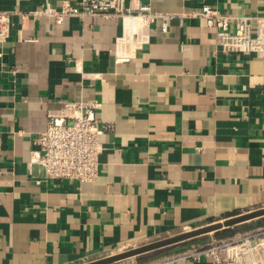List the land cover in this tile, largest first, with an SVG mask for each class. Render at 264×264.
Masks as SVG:
<instances>
[{
  "label": "crops",
  "instance_id": "1",
  "mask_svg": "<svg viewBox=\"0 0 264 264\" xmlns=\"http://www.w3.org/2000/svg\"><path fill=\"white\" fill-rule=\"evenodd\" d=\"M64 1L79 2L0 10ZM127 3L171 16L126 61L114 59L117 18L16 16L0 43V264H83L264 207V56L219 52L213 28L185 14H264V0ZM61 100L98 103L92 181L44 180L29 163Z\"/></svg>",
  "mask_w": 264,
  "mask_h": 264
},
{
  "label": "built area",
  "instance_id": "2",
  "mask_svg": "<svg viewBox=\"0 0 264 264\" xmlns=\"http://www.w3.org/2000/svg\"><path fill=\"white\" fill-rule=\"evenodd\" d=\"M185 14L200 18L213 28L219 52L264 56V14L223 13L207 3ZM16 16H46L57 24L73 16L117 18L121 33L115 41L114 59L126 61L146 46L150 24L156 19L162 22L161 30L167 31L171 14L153 12L148 5L134 7L127 0H79L75 4L64 1L59 7L44 3L29 11L0 10V43L9 38ZM60 103V107L47 112L45 129L34 136L29 163L40 166L44 180L92 181L98 173V156L102 150L99 136L106 128L95 116L98 103L92 100H61ZM124 259L117 264H185L200 263L204 259L207 264H264V225L205 244L182 247L145 262H121Z\"/></svg>",
  "mask_w": 264,
  "mask_h": 264
},
{
  "label": "water",
  "instance_id": "3",
  "mask_svg": "<svg viewBox=\"0 0 264 264\" xmlns=\"http://www.w3.org/2000/svg\"><path fill=\"white\" fill-rule=\"evenodd\" d=\"M261 216H264V207H260L234 216H230L218 222H213L210 224H206L204 226L193 228L191 230H187L167 238L155 240L137 247H132L124 251L117 252L115 254H111L108 256H104L83 264H110L124 258L137 256L149 251H153L173 244H177L185 240H189L207 233H212L223 228L232 227L234 225Z\"/></svg>",
  "mask_w": 264,
  "mask_h": 264
},
{
  "label": "rangeland",
  "instance_id": "4",
  "mask_svg": "<svg viewBox=\"0 0 264 264\" xmlns=\"http://www.w3.org/2000/svg\"><path fill=\"white\" fill-rule=\"evenodd\" d=\"M263 225H264V216H261V217H257V219H252L250 221L240 223L239 225H235L234 227H229V229L232 230V228H233V233H235V232L248 230V229L254 228L256 226H263ZM220 230H222V229H220ZM201 236L196 238V239H191L192 241L190 240L187 242L185 241V243H180L182 245L181 246L178 245V248H175V249H169V247H163V248L156 249L153 251H149V252L137 255V256L128 257L121 262L131 261V260L138 262V263L139 262H145V261H148V260L160 257V256H164L166 254H170V253H172V252H174V251H176L182 247L193 246V245L195 246V244H197V243H199L198 245L205 244L207 241L211 242V240H213L215 238L223 237V236H229V235H222V234L214 235V233H210V234L204 235V236H206L205 239H199V238H203ZM117 262H119V261H115V262L110 263V264H117Z\"/></svg>",
  "mask_w": 264,
  "mask_h": 264
},
{
  "label": "trees",
  "instance_id": "5",
  "mask_svg": "<svg viewBox=\"0 0 264 264\" xmlns=\"http://www.w3.org/2000/svg\"><path fill=\"white\" fill-rule=\"evenodd\" d=\"M234 226H232V227H234ZM215 234L232 235L233 234V228H232V230H230L229 227L223 228L222 230L216 232ZM176 245L177 244H173V245L168 246V247H169V249H173V247L176 246Z\"/></svg>",
  "mask_w": 264,
  "mask_h": 264
}]
</instances>
